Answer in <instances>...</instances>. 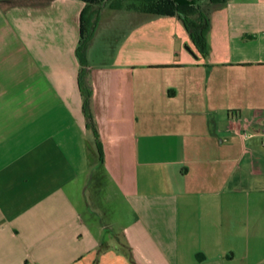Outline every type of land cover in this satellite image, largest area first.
<instances>
[{
  "label": "crops",
  "instance_id": "obj_1",
  "mask_svg": "<svg viewBox=\"0 0 264 264\" xmlns=\"http://www.w3.org/2000/svg\"><path fill=\"white\" fill-rule=\"evenodd\" d=\"M85 5L0 0V264H264V0L207 7L205 57L155 14L87 52L96 139Z\"/></svg>",
  "mask_w": 264,
  "mask_h": 264
},
{
  "label": "trees",
  "instance_id": "obj_2",
  "mask_svg": "<svg viewBox=\"0 0 264 264\" xmlns=\"http://www.w3.org/2000/svg\"><path fill=\"white\" fill-rule=\"evenodd\" d=\"M85 8L81 13L80 40L76 47V57L79 62L78 88L83 101V112L87 127L92 130L95 139L97 131L93 124L91 112L92 88L89 82V67L87 61V50L94 35L96 19L103 7L120 9L125 2L133 0H82ZM140 6L135 8L141 12L160 16H177L186 31L189 41L195 51L205 57L208 54V32L210 21L206 10L209 6L225 3L227 0H138ZM90 11L92 17L86 20L85 15ZM98 144V143H97Z\"/></svg>",
  "mask_w": 264,
  "mask_h": 264
},
{
  "label": "rangeland",
  "instance_id": "obj_3",
  "mask_svg": "<svg viewBox=\"0 0 264 264\" xmlns=\"http://www.w3.org/2000/svg\"><path fill=\"white\" fill-rule=\"evenodd\" d=\"M131 3L135 6L141 4L138 0H133ZM119 11V9L103 7L98 13L94 35L87 50L93 64L110 63L114 55L123 47V43L127 41V37L136 34L135 28L154 16L145 12L129 15ZM91 17L89 11L85 18L88 21Z\"/></svg>",
  "mask_w": 264,
  "mask_h": 264
},
{
  "label": "built area",
  "instance_id": "obj_4",
  "mask_svg": "<svg viewBox=\"0 0 264 264\" xmlns=\"http://www.w3.org/2000/svg\"><path fill=\"white\" fill-rule=\"evenodd\" d=\"M264 132V131H263Z\"/></svg>",
  "mask_w": 264,
  "mask_h": 264
}]
</instances>
